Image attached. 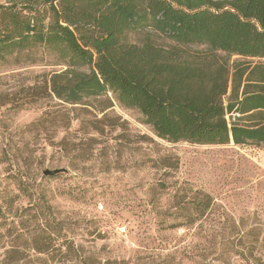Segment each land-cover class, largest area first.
Returning a JSON list of instances; mask_svg holds the SVG:
<instances>
[{"label": "rangeland", "instance_id": "1", "mask_svg": "<svg viewBox=\"0 0 264 264\" xmlns=\"http://www.w3.org/2000/svg\"><path fill=\"white\" fill-rule=\"evenodd\" d=\"M65 69L41 46L0 59V264H264L262 148L168 141L109 92L68 103Z\"/></svg>", "mask_w": 264, "mask_h": 264}, {"label": "trees", "instance_id": "2", "mask_svg": "<svg viewBox=\"0 0 264 264\" xmlns=\"http://www.w3.org/2000/svg\"><path fill=\"white\" fill-rule=\"evenodd\" d=\"M56 1L48 9L0 5V59L53 50L66 69L50 90L68 103L109 92L168 141L264 150V64L237 63L231 72L226 58H264V0Z\"/></svg>", "mask_w": 264, "mask_h": 264}, {"label": "water", "instance_id": "3", "mask_svg": "<svg viewBox=\"0 0 264 264\" xmlns=\"http://www.w3.org/2000/svg\"><path fill=\"white\" fill-rule=\"evenodd\" d=\"M63 171H65V169H62V168H59V169H46L44 171V174L45 175H56V174H58L60 172H63Z\"/></svg>", "mask_w": 264, "mask_h": 264}]
</instances>
